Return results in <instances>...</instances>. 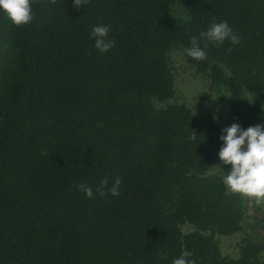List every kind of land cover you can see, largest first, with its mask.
<instances>
[{
  "label": "trees",
  "instance_id": "16d2710c",
  "mask_svg": "<svg viewBox=\"0 0 264 264\" xmlns=\"http://www.w3.org/2000/svg\"><path fill=\"white\" fill-rule=\"evenodd\" d=\"M183 2L188 20L175 0H32L22 26L0 12V264H172L185 253L195 264H264L262 243L246 241L237 259L218 243L247 218V196L222 183L219 120L155 103L176 96L170 54L180 50L229 96L227 127L259 124L264 0ZM225 20L240 44L200 38ZM99 24L115 40L103 54L90 39ZM192 36L207 60L187 56ZM116 177L119 196L95 193Z\"/></svg>",
  "mask_w": 264,
  "mask_h": 264
},
{
  "label": "clouds",
  "instance_id": "9594fccd",
  "mask_svg": "<svg viewBox=\"0 0 264 264\" xmlns=\"http://www.w3.org/2000/svg\"><path fill=\"white\" fill-rule=\"evenodd\" d=\"M82 2L84 0H74L75 5ZM0 12H3L14 26L27 25L33 20L32 0H0ZM110 31L111 26L107 24L92 27L90 39L94 41V48L101 54L115 46V40L109 37ZM200 38L213 44H222L228 40L233 45L240 44L241 40L226 20L209 25L206 31L200 33ZM190 45L185 48L188 57L198 61L207 60V45L201 47L198 37L192 36ZM218 118L213 117L214 120ZM219 139L222 143L217 153L218 158L223 165L230 166L221 177L226 191L254 198L257 203L264 202V125L257 124L245 129L238 123H233L222 129ZM121 184L120 177H116L110 186L109 180L104 178L99 181L95 193L100 197L119 196ZM76 188L87 198L94 196L93 187L86 183H77ZM172 264H195V261L188 259L185 253L174 258Z\"/></svg>",
  "mask_w": 264,
  "mask_h": 264
},
{
  "label": "rangeland",
  "instance_id": "374dc122",
  "mask_svg": "<svg viewBox=\"0 0 264 264\" xmlns=\"http://www.w3.org/2000/svg\"><path fill=\"white\" fill-rule=\"evenodd\" d=\"M173 12L176 16L188 20L189 15L183 0H175ZM170 64L176 81V96L167 102L156 101L157 108H165L170 104H186L198 116H218L221 127L226 128L229 122V96L212 87L210 77L191 66L180 50L170 54ZM245 211L248 224L244 232L229 237L218 238L222 255L237 259L241 255L242 246L248 240L262 243L264 239V202L257 203L254 198L246 197ZM251 224H250V223ZM184 233L192 231L189 226H183ZM262 233V234H259Z\"/></svg>",
  "mask_w": 264,
  "mask_h": 264
},
{
  "label": "crops",
  "instance_id": "0c3cea01",
  "mask_svg": "<svg viewBox=\"0 0 264 264\" xmlns=\"http://www.w3.org/2000/svg\"><path fill=\"white\" fill-rule=\"evenodd\" d=\"M259 124H260V125H264V115L262 116V118H261ZM247 218H248V217H247ZM247 218H246V219L244 220V222H243V227H245V225L248 224L247 221H249V220H248L249 218H248V219H247ZM249 223H250V222H249ZM250 224H251V223H250Z\"/></svg>",
  "mask_w": 264,
  "mask_h": 264
},
{
  "label": "flooded vegetation",
  "instance_id": "af4514ba",
  "mask_svg": "<svg viewBox=\"0 0 264 264\" xmlns=\"http://www.w3.org/2000/svg\"><path fill=\"white\" fill-rule=\"evenodd\" d=\"M262 230L264 231V229H262ZM258 234H259V233H258ZM260 234H262V233H260ZM260 234H259V235H260ZM262 244H264V239H263V241H262Z\"/></svg>",
  "mask_w": 264,
  "mask_h": 264
}]
</instances>
